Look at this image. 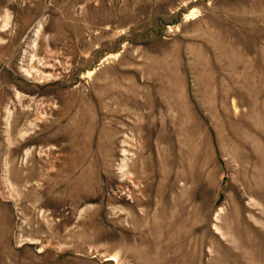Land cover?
<instances>
[{
  "label": "rangeland",
  "instance_id": "374dc122",
  "mask_svg": "<svg viewBox=\"0 0 264 264\" xmlns=\"http://www.w3.org/2000/svg\"><path fill=\"white\" fill-rule=\"evenodd\" d=\"M0 264H264V0H0Z\"/></svg>",
  "mask_w": 264,
  "mask_h": 264
},
{
  "label": "bare ground",
  "instance_id": "6f19581e",
  "mask_svg": "<svg viewBox=\"0 0 264 264\" xmlns=\"http://www.w3.org/2000/svg\"><path fill=\"white\" fill-rule=\"evenodd\" d=\"M114 259H115V258L112 257V256L108 257V260H114Z\"/></svg>",
  "mask_w": 264,
  "mask_h": 264
}]
</instances>
